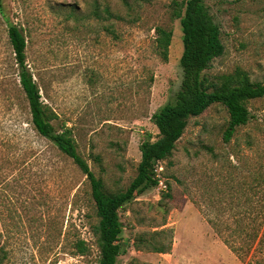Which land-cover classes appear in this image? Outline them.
<instances>
[{"label": "rangeland", "instance_id": "1", "mask_svg": "<svg viewBox=\"0 0 264 264\" xmlns=\"http://www.w3.org/2000/svg\"><path fill=\"white\" fill-rule=\"evenodd\" d=\"M128 1L131 8L124 0H2L0 264H98L100 259L90 181L34 129L15 73L8 25H19L26 34L27 63L42 100L58 114L56 127L73 129L78 151L114 192L137 175L141 143L147 133L158 137L151 117L173 99L183 79L182 30L171 17L172 0ZM205 3L225 44L206 72L240 67L264 83V0ZM96 5L101 12L109 6L124 20L104 12L97 17ZM158 25L173 30L167 61L155 52ZM247 105L252 117L230 142L223 139L229 115L222 104L189 119L173 155L157 165L160 184L120 210L118 264H264V224L258 216L264 212V183L259 192L254 189L256 176L264 177V97ZM240 225L253 235L239 239L238 253L224 229ZM162 229L168 231L162 240L171 241L169 252L136 247L142 235L150 238ZM79 240L86 241V253L78 251Z\"/></svg>", "mask_w": 264, "mask_h": 264}, {"label": "trees", "instance_id": "2", "mask_svg": "<svg viewBox=\"0 0 264 264\" xmlns=\"http://www.w3.org/2000/svg\"><path fill=\"white\" fill-rule=\"evenodd\" d=\"M124 4L131 8L128 0H124ZM170 6L172 19L180 21L182 30L183 52L180 57V66L183 79L173 99L157 109L151 117V121L158 129V137L153 140L151 133H147L141 143V160L137 167V175L126 189L114 192L106 189L103 179L95 174L88 161L78 151L73 129L56 127L54 121L58 118V114L42 100L40 88L27 63L26 34L21 26L14 23L8 25V38L16 63L15 73L27 98L34 129L69 156L90 181L91 196L95 202L98 217V223L93 228L100 249L98 264H118V257L122 251L119 242L124 231L120 210L138 195L160 184L161 178L157 172V165L173 155L178 141L189 124V119L203 114L214 104H222L229 115L223 139L225 142H230L237 128L247 124L252 117L247 105L248 101L264 97V83L254 81L250 74L240 67L232 72L217 75L206 72L211 62L223 55L225 44L221 27L215 21L205 0H172ZM0 9H3L2 0H0ZM93 12L97 17L104 12L112 19L124 20L121 14L116 13L109 6L101 12L100 7L96 5ZM111 31L115 33L113 26ZM155 31V52L162 60L167 61L173 40V30L158 25ZM263 183L264 177L258 174L255 192L261 190ZM168 189H171L170 185ZM166 196L171 197V193L167 192ZM258 216L261 218V226L264 224V212ZM237 222L242 223V220ZM259 229L254 232L256 239ZM224 231L231 237L227 238L226 242L230 243V247L238 253L241 249V245L237 247L239 239L246 241L247 238L243 236L247 237L248 233L253 235V232L242 229L241 225L235 230L230 227ZM218 232L223 235L222 230ZM167 233V230L162 229L154 232L150 238L142 235L141 239L137 240L136 247L141 248L139 244L141 243L148 251L169 252L171 241L162 240ZM144 239L145 244L142 243ZM77 248L79 252L86 253L88 250L86 241L79 240Z\"/></svg>", "mask_w": 264, "mask_h": 264}]
</instances>
